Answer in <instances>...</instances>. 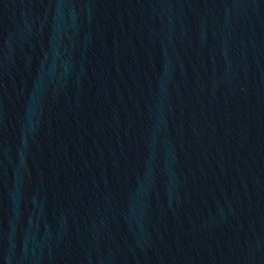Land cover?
Returning <instances> with one entry per match:
<instances>
[{"label": "water", "instance_id": "95a60500", "mask_svg": "<svg viewBox=\"0 0 264 264\" xmlns=\"http://www.w3.org/2000/svg\"><path fill=\"white\" fill-rule=\"evenodd\" d=\"M0 264H264V0H0Z\"/></svg>", "mask_w": 264, "mask_h": 264}]
</instances>
